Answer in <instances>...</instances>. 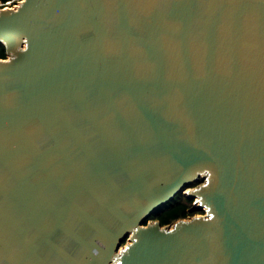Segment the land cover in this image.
I'll return each instance as SVG.
<instances>
[{
	"label": "water",
	"instance_id": "obj_1",
	"mask_svg": "<svg viewBox=\"0 0 264 264\" xmlns=\"http://www.w3.org/2000/svg\"><path fill=\"white\" fill-rule=\"evenodd\" d=\"M0 43V264H264V0H23Z\"/></svg>",
	"mask_w": 264,
	"mask_h": 264
},
{
	"label": "trees",
	"instance_id": "obj_2",
	"mask_svg": "<svg viewBox=\"0 0 264 264\" xmlns=\"http://www.w3.org/2000/svg\"><path fill=\"white\" fill-rule=\"evenodd\" d=\"M7 1V0H1ZM6 47L3 43H0V58H6ZM193 205V200L183 195L181 192L177 193L175 197L169 201L167 204L160 207V209L150 215L148 219L145 220L146 223L149 219H155L160 221L162 225H167L179 218H186L190 214L194 215L197 213H203V209L195 208L190 211Z\"/></svg>",
	"mask_w": 264,
	"mask_h": 264
},
{
	"label": "built area",
	"instance_id": "obj_3",
	"mask_svg": "<svg viewBox=\"0 0 264 264\" xmlns=\"http://www.w3.org/2000/svg\"><path fill=\"white\" fill-rule=\"evenodd\" d=\"M22 1L23 0H7V1L3 2L0 0V9H2V8H15L16 6L20 5V3ZM189 216H191V214Z\"/></svg>",
	"mask_w": 264,
	"mask_h": 264
},
{
	"label": "rangeland",
	"instance_id": "obj_4",
	"mask_svg": "<svg viewBox=\"0 0 264 264\" xmlns=\"http://www.w3.org/2000/svg\"><path fill=\"white\" fill-rule=\"evenodd\" d=\"M203 182V179L202 178H200L199 180H197V181H195V182H193V183H191V184H188L182 191H181V193L183 194V195H185V191L187 190V189H189V188H193V187H195V186H197L198 184H200V183H202ZM203 213H204V210H203ZM203 213H197V214H203ZM150 220H155V219H150ZM128 241V238L127 239H124L123 241H122V246H124L125 244H126V242Z\"/></svg>",
	"mask_w": 264,
	"mask_h": 264
},
{
	"label": "bare ground",
	"instance_id": "obj_5",
	"mask_svg": "<svg viewBox=\"0 0 264 264\" xmlns=\"http://www.w3.org/2000/svg\"><path fill=\"white\" fill-rule=\"evenodd\" d=\"M19 6H20V5L16 6V7H15V8H13V9H17ZM6 9H9V8H6Z\"/></svg>",
	"mask_w": 264,
	"mask_h": 264
}]
</instances>
